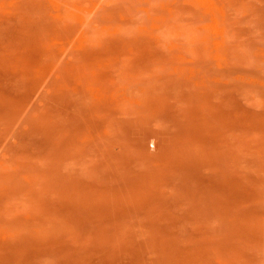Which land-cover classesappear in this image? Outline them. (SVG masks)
<instances>
[{
  "label": "rangeland",
  "instance_id": "obj_1",
  "mask_svg": "<svg viewBox=\"0 0 264 264\" xmlns=\"http://www.w3.org/2000/svg\"><path fill=\"white\" fill-rule=\"evenodd\" d=\"M0 264H264V0H0Z\"/></svg>",
  "mask_w": 264,
  "mask_h": 264
}]
</instances>
